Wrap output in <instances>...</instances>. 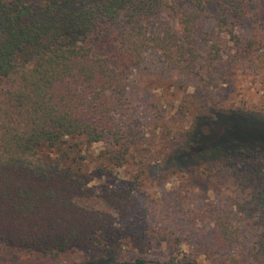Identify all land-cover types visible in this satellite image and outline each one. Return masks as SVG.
I'll list each match as a JSON object with an SVG mask.
<instances>
[{"label":"trees","instance_id":"obj_1","mask_svg":"<svg viewBox=\"0 0 264 264\" xmlns=\"http://www.w3.org/2000/svg\"><path fill=\"white\" fill-rule=\"evenodd\" d=\"M190 1L204 7V0ZM216 2L233 39L231 17L244 19L252 0ZM161 6L162 0H0V258L10 253L23 264L147 263L122 254L113 229L115 218L129 212L131 188L90 185L88 159H94L91 145L104 144L98 174L123 163L129 144L116 136L111 119L144 45L171 57L191 40L189 13L179 18L180 32L168 24L149 30L145 18ZM175 152L194 164L190 159H197L193 166L202 174L212 163L232 159L259 175L264 118L199 113ZM258 227L249 254L264 264L263 218ZM239 237L227 221L212 226L217 248L228 250ZM152 263L199 264L186 256Z\"/></svg>","mask_w":264,"mask_h":264},{"label":"rangeland","instance_id":"obj_2","mask_svg":"<svg viewBox=\"0 0 264 264\" xmlns=\"http://www.w3.org/2000/svg\"><path fill=\"white\" fill-rule=\"evenodd\" d=\"M247 12L240 21L231 17L233 39L220 23L216 0H204L201 9L190 0H162L159 12L145 18L151 32L164 24L180 32L179 18L189 13L191 40L183 49L176 46L171 57L151 43L144 45L111 119L116 136L129 144L123 163L98 174L97 156L104 144L91 145L94 159H88L90 185L131 188L129 212L116 217L113 228L121 253L131 259L141 256L154 264L186 256L199 264H257L249 249L264 219V164L257 175L230 159L212 163L209 173L202 174L193 166L197 159H190L194 164L175 152L199 113L239 111L264 118V0H252ZM218 219L240 231L228 250L212 241ZM0 259L25 262L10 253Z\"/></svg>","mask_w":264,"mask_h":264}]
</instances>
